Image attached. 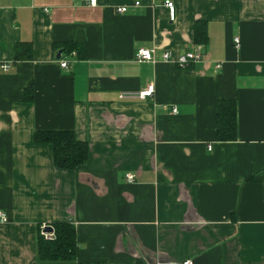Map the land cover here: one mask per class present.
Wrapping results in <instances>:
<instances>
[{
    "label": "crops",
    "instance_id": "1",
    "mask_svg": "<svg viewBox=\"0 0 264 264\" xmlns=\"http://www.w3.org/2000/svg\"><path fill=\"white\" fill-rule=\"evenodd\" d=\"M164 1L0 0V264H264V0H171L174 20ZM193 44L186 67L161 58ZM221 99L236 104L233 141L216 138ZM36 130L74 132L86 162L56 167ZM59 221L75 259L38 260V227Z\"/></svg>",
    "mask_w": 264,
    "mask_h": 264
},
{
    "label": "trees",
    "instance_id": "2",
    "mask_svg": "<svg viewBox=\"0 0 264 264\" xmlns=\"http://www.w3.org/2000/svg\"><path fill=\"white\" fill-rule=\"evenodd\" d=\"M202 36V34L200 35ZM197 35L194 26V39L202 42L203 37ZM67 53L74 51L79 57L84 54V44L69 42L63 44ZM83 53V54H82ZM15 59H30V42L16 43L14 46ZM33 97L31 85L25 88L24 99L31 101ZM216 138L219 141H233L236 139V104L232 99H221L216 102ZM33 139L37 143H49L53 147V163L65 170H74L84 164L88 157V145L76 138L69 130H36ZM53 236L45 239L37 230L36 254L40 261L62 262L72 261L76 257L77 241L75 227L69 222L59 221L51 224Z\"/></svg>",
    "mask_w": 264,
    "mask_h": 264
},
{
    "label": "built area",
    "instance_id": "3",
    "mask_svg": "<svg viewBox=\"0 0 264 264\" xmlns=\"http://www.w3.org/2000/svg\"><path fill=\"white\" fill-rule=\"evenodd\" d=\"M85 4H88L90 6L95 5L96 0H82ZM139 2L135 1L134 5H137ZM164 6L167 8L168 12V17L169 20H174L175 18V7L174 3L171 0H165L164 1ZM126 11V6H119L115 8V12L118 14H122ZM235 43L238 45V38H234ZM135 59L138 62H154V51L152 49H147V48H139L135 52ZM202 57V46L200 44H193V47L191 50H186L183 53L179 54L177 57H172V55L168 51H164L161 54V58L165 62H171L178 67H186L189 63L191 62H196L201 60ZM59 65L61 67H66L67 66V61L66 60H60ZM216 67H220V64H216ZM2 69L7 70L8 69V64H2ZM153 93V85L148 84L144 88H142L140 91L137 92L135 95L136 97L140 99L148 98L151 97ZM125 180L127 182H132L134 180L133 174L127 172L125 173ZM264 196V195H263ZM7 220V215L4 212L0 211V221H6ZM45 224L39 226V233L45 238V239H51L53 236V231H46L45 230ZM180 264H193L192 260L190 259H185L183 260Z\"/></svg>",
    "mask_w": 264,
    "mask_h": 264
},
{
    "label": "water",
    "instance_id": "4",
    "mask_svg": "<svg viewBox=\"0 0 264 264\" xmlns=\"http://www.w3.org/2000/svg\"><path fill=\"white\" fill-rule=\"evenodd\" d=\"M45 230H46V231H51V230H52V227H51L50 225H46V226H45Z\"/></svg>",
    "mask_w": 264,
    "mask_h": 264
}]
</instances>
